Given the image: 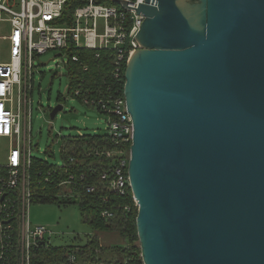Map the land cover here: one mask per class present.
Wrapping results in <instances>:
<instances>
[{
  "label": "water",
  "instance_id": "water-1",
  "mask_svg": "<svg viewBox=\"0 0 264 264\" xmlns=\"http://www.w3.org/2000/svg\"><path fill=\"white\" fill-rule=\"evenodd\" d=\"M136 12L123 97L141 264H264V0Z\"/></svg>",
  "mask_w": 264,
  "mask_h": 264
},
{
  "label": "built area",
  "instance_id": "built-area-1",
  "mask_svg": "<svg viewBox=\"0 0 264 264\" xmlns=\"http://www.w3.org/2000/svg\"><path fill=\"white\" fill-rule=\"evenodd\" d=\"M144 0H0V30L10 29L8 36H1L0 46L8 45V58H0V140L7 141L9 150L4 163H0V264H30L35 254L46 248L44 226H31L28 221L30 205L37 203L40 181L32 176V157L29 146L31 126L27 109L29 81L35 68L34 59L51 50H58L66 57L69 48L95 52H113V77L124 82L125 66L130 56L140 48L135 40L143 17L136 12ZM73 3L76 6L72 7ZM76 61V58H71ZM15 91L16 97L15 100ZM88 95V94H87ZM81 96L76 89L73 98ZM82 103L100 110L109 117L107 140L101 145L82 146L84 158L104 157L109 164L98 175V169L89 166L80 173L77 181L73 174L57 184V198L61 201H78L80 190L87 194L116 193L125 196L129 189L128 162L132 141V122L126 111L125 100L118 91L105 99L82 96ZM23 116L22 127L21 117ZM83 141L84 135L77 136ZM54 170L67 172L75 159L63 155ZM55 171L43 175V183ZM107 202V201H104ZM125 210L130 208L126 205ZM101 217L109 220L112 212L105 210ZM44 244V245H42ZM79 249H73L68 264H82ZM88 264H96L90 262ZM126 264V262L120 263Z\"/></svg>",
  "mask_w": 264,
  "mask_h": 264
},
{
  "label": "rangeland",
  "instance_id": "rangeland-1",
  "mask_svg": "<svg viewBox=\"0 0 264 264\" xmlns=\"http://www.w3.org/2000/svg\"><path fill=\"white\" fill-rule=\"evenodd\" d=\"M9 32L7 25L1 26V36L6 37ZM8 52V45L1 43L2 61L7 60ZM66 61L65 55L58 50L48 51L35 58V68L27 91V99L30 102L27 112L31 126L29 151L32 157L55 166L62 164L60 150L65 139L78 135L105 134L109 120L108 115L99 113L96 108L80 103L68 94ZM14 99H17L16 91ZM57 105H61L62 110L51 119V109ZM22 121L23 116L21 127ZM8 150V142L0 140V163L5 162ZM60 202L58 198V201L52 204L33 203L28 210L31 226H44L50 233L49 236L46 235L47 249H79L95 238L101 248L96 251V259H99L95 261L96 264H115L121 261L120 256L112 251V248L124 245L120 235L113 231L93 230L89 224L82 221L77 202L68 205Z\"/></svg>",
  "mask_w": 264,
  "mask_h": 264
},
{
  "label": "trees",
  "instance_id": "trees-1",
  "mask_svg": "<svg viewBox=\"0 0 264 264\" xmlns=\"http://www.w3.org/2000/svg\"><path fill=\"white\" fill-rule=\"evenodd\" d=\"M76 6L73 3L72 7ZM75 57L76 61L71 58ZM65 68L69 79L68 94L73 96L76 89L81 90V96L77 99L82 102V96H89L96 99H105L108 95H114L117 91L122 94L124 82L117 83L113 77L114 71V54L113 52L102 51L98 57L94 51L85 49L69 48L66 51ZM88 94V95H87ZM99 113H102L97 109ZM77 136L65 139L60 153L62 160L69 164L63 155L71 156L75 159L74 165H68L67 172L63 170H54L55 166L48 164L46 161L36 159L33 161L32 168L35 181H40L41 186L37 187V203L52 204L58 201L57 193L59 189L57 184L60 180L67 179L68 174H73L75 181L78 180L80 173H86L89 166L98 169V175L102 173L109 164V160L104 157L84 158L82 156V146L101 145L108 142L107 135H90L85 136L83 141H78ZM55 171L49 178V183H43V175L48 171ZM78 201H61L60 204L68 205L78 203V209L83 222L92 227L93 230L99 232L113 231L120 235L124 240V245L118 248H112L114 253L120 256V264H141L140 250L137 244V234L135 219L137 216V208L134 207L130 192L125 196H119L116 193H101L98 191L94 194H87L83 190L79 192ZM107 201V202H104ZM130 211L125 210V206ZM108 210L113 213L114 217L106 220L101 217V212ZM78 249V248H76ZM101 248L98 241L93 238L86 246L79 248L78 260L82 264L95 262L96 251ZM73 249L53 250L40 249L34 256L32 264H68V258Z\"/></svg>",
  "mask_w": 264,
  "mask_h": 264
}]
</instances>
